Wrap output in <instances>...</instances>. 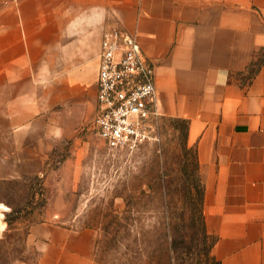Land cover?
I'll list each match as a JSON object with an SVG mask.
<instances>
[{"label": "crops", "instance_id": "crops-1", "mask_svg": "<svg viewBox=\"0 0 264 264\" xmlns=\"http://www.w3.org/2000/svg\"><path fill=\"white\" fill-rule=\"evenodd\" d=\"M105 26L135 35L159 115L187 121L211 255L264 264V0H0V127L36 117L54 62L96 43L97 69ZM29 235L36 264H100L91 229L44 222Z\"/></svg>", "mask_w": 264, "mask_h": 264}, {"label": "rangeland", "instance_id": "rangeland-1", "mask_svg": "<svg viewBox=\"0 0 264 264\" xmlns=\"http://www.w3.org/2000/svg\"><path fill=\"white\" fill-rule=\"evenodd\" d=\"M95 45L68 68L54 62L36 117L1 125L8 131L0 133V264H36L29 231L44 222L91 229L100 264H215L185 124L159 115L132 151L110 150L97 136ZM189 211L192 220L179 218Z\"/></svg>", "mask_w": 264, "mask_h": 264}, {"label": "built area", "instance_id": "built-area-1", "mask_svg": "<svg viewBox=\"0 0 264 264\" xmlns=\"http://www.w3.org/2000/svg\"><path fill=\"white\" fill-rule=\"evenodd\" d=\"M152 64L135 35L118 27L102 33L97 63V136L110 150L132 151L148 139L159 116Z\"/></svg>", "mask_w": 264, "mask_h": 264}, {"label": "trees", "instance_id": "trees-1", "mask_svg": "<svg viewBox=\"0 0 264 264\" xmlns=\"http://www.w3.org/2000/svg\"><path fill=\"white\" fill-rule=\"evenodd\" d=\"M260 54H262V55H264V49L261 51V53ZM167 119H169V120H172V121H181V122H183L184 124H185V126H184V128H185V136H186V130H187V121L186 120H184V119H180V118H174V117H166ZM196 166H197V163H196ZM202 199V198H201ZM162 206L163 207H167L168 205H167V202H166V197H163L162 198ZM202 203V202H201ZM197 211L199 212L198 213V215H199V217L202 219L201 220V222H202V228H203V231H204V237H208L209 236V234L207 233V231H206V229H205V225H204V220H203V211H201V208H199V209H197ZM192 212H188V215H187V213H182L181 215H179V218H181V220H184V218L185 217H187V219H189V220H192L193 219V214H191ZM169 220H172V218H169ZM171 222V221H170ZM169 222V223H170ZM0 225H3V224H0ZM214 237H213V239H212V241H211V244H210V248H209V252H208V258L209 259H211V260H213L214 262H215V264H220L219 263V261H217L212 255H211V252H210V249H211V246H212V244L214 243Z\"/></svg>", "mask_w": 264, "mask_h": 264}]
</instances>
